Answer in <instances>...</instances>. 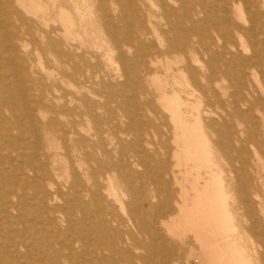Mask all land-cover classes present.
<instances>
[{
	"label": "bare ground",
	"instance_id": "bare-ground-1",
	"mask_svg": "<svg viewBox=\"0 0 264 264\" xmlns=\"http://www.w3.org/2000/svg\"><path fill=\"white\" fill-rule=\"evenodd\" d=\"M48 1L51 8L42 0H0V161L7 162L18 179L10 188L25 189L41 174H48V159L42 157L59 148L57 142L62 140L70 145L76 162L82 156L91 161L82 172L86 181L74 178L71 189L73 197L85 206L93 204L95 209L88 213L98 216L100 225L103 217L115 224L114 208L125 209L132 183L143 176L149 183H140L136 193H147L152 201L156 194L162 195L164 202L156 203L155 208L176 211L169 220L160 216L137 223L128 216L132 232L116 227L105 247L95 242L103 264H108L107 259L123 262L133 253L138 257V235L152 226L165 229L180 242L190 233L198 245L199 264H264V125L260 132L250 111L242 115V100L236 97L245 90L247 73L252 76L264 70V0H245L247 16L238 9L237 0H216L220 4L213 11L217 16L210 14L205 19L204 11L211 10L203 5L204 0ZM50 10L55 12L53 28L47 24ZM29 13L31 17H27ZM154 18L160 23H153ZM146 21L157 42L151 53V48L136 47L130 41L131 26ZM40 24L46 28L40 29ZM90 25L106 36L109 62L117 50L122 83H106L100 76L97 67L102 63L94 53H88L85 44L96 32L93 27L88 30ZM208 26L214 34L211 37ZM240 43L250 49L248 55L237 51ZM36 49L49 54L47 65L34 61L31 53ZM185 50L190 60H196L199 53L208 63H219L220 74L234 73L237 93L227 97L231 108L215 120H211L213 111L201 106L195 70L181 66ZM158 64L160 72L154 69ZM215 70L206 63L202 77L211 79ZM95 86L108 94L106 102L99 101ZM153 92L162 112L161 124L166 130L169 125V138L155 144L151 138L154 123L143 119L134 105L138 96L145 99ZM116 99L122 103L130 100L134 107L117 118L110 108ZM123 116L131 121L120 131L122 139L113 133ZM84 119L93 127L83 129V135L77 126ZM128 138L130 153L123 144ZM141 165L145 170L138 173ZM115 173L121 176L119 182ZM5 212L3 208L1 218ZM19 217L18 210L13 218ZM21 244V240L0 241L2 257L4 250ZM82 244L85 246L84 241Z\"/></svg>",
	"mask_w": 264,
	"mask_h": 264
},
{
	"label": "rangeland",
	"instance_id": "rangeland-1",
	"mask_svg": "<svg viewBox=\"0 0 264 264\" xmlns=\"http://www.w3.org/2000/svg\"><path fill=\"white\" fill-rule=\"evenodd\" d=\"M42 3H48V6L50 8L52 7L50 6V1L47 2V0H42ZM203 5L205 7L208 6L211 10V12L204 11L202 17L205 19L207 17L209 18L210 14H215L220 4L216 0H204ZM237 7L244 16H247L245 0H237ZM83 13H86V10H84ZM215 15L217 16V13ZM29 16L31 17L32 14L29 13L27 17ZM84 16L88 17V14H84ZM48 18L50 19L47 21V24L53 28V20L56 19L54 10H50ZM233 19L237 20L235 15H233ZM152 22L160 23L159 18H154ZM238 22L240 26L245 27V23L241 20H238ZM148 25L147 21L143 22L142 25L133 24L131 26L133 39L130 41H132L133 45L136 47L142 44L143 46L151 48L149 52L151 53L155 51L157 42L156 37L151 32L150 26ZM92 27L96 30L95 25L88 26V30L92 29ZM39 28L44 29L46 27L40 24ZM33 29L32 27V32ZM206 29L208 30L207 35L209 37L214 35L210 26ZM16 30V33L23 35L20 33L21 30ZM34 38L40 42L38 34H34ZM54 38L53 36V39ZM80 38L82 39V37ZM105 40L106 36L102 32H97L96 30L92 38L85 43L87 51L88 53H94L96 55V61H99L100 64L102 63L97 68L99 69L100 76L106 79V83H122L124 77H119L122 74V64L117 60V50L111 53L112 59L109 62L106 54V46L104 45ZM215 43H217V40ZM216 50L217 48L215 47V51ZM237 51L242 52V54L244 53L243 56H246L249 54L250 49L248 50L246 46H242L240 43ZM31 55L34 61H40L44 65L46 64V60L50 57L46 51H42L41 49L34 50V53H31ZM194 59L198 61L190 60V55L185 50L182 54L183 61L181 60V66L182 68H186L188 65L195 70L197 82L194 84L200 90L199 99L202 100L201 106L204 109L210 108L213 111V113H211V120H215L217 115L231 108V105L227 101V97L237 90L235 89L234 73L233 71H229L226 75L220 74L218 71L220 64L217 63L213 65L212 63H208L209 61L206 57H203L199 53ZM206 63L209 64L210 67H215L216 69L211 79L202 77L204 65ZM221 66L222 69H224V66ZM53 68L54 67L50 70ZM57 69L58 68L55 67V70ZM154 69L159 72L162 70L159 64ZM244 82L245 90L240 93L236 92L237 99L242 100L239 110L242 115L250 111L257 120V128H259L261 132L264 125V70H259L253 73L252 76L247 73ZM95 90L99 93V101L106 102L109 98L108 94L103 92L99 86H95ZM224 91L226 92V96L223 95ZM133 104L134 103L130 100L122 103L120 99H116L114 102L110 103V108L114 110V115L117 118H121L125 109H131L134 105L135 107H139L137 110L141 113L140 116L143 119L152 120L155 125L154 132H151L152 142L154 144L156 142H164L169 138V132H167L169 130V125H167L168 130H166L164 125L161 124V121H163L161 119L162 112L155 101L154 92L148 94L145 99L138 96L136 103ZM145 104L149 108L150 113L146 110ZM249 107H251L250 110H248ZM130 121L129 118L123 116L122 123L114 129L113 135L123 139L122 135L119 133L124 130L126 126L128 127ZM134 121L136 122V119H134ZM218 123L220 122L218 121ZM80 124L81 125L77 126V129L80 134L83 135L85 134L83 129L93 127V124L85 119L82 120ZM220 127L221 126H219V130L221 129ZM219 132L221 140L225 141V136L221 134V130ZM259 136L262 137L261 134H259ZM130 139L131 138H128L123 142L125 146H128V153L131 152L128 142ZM57 144L59 148L48 150L46 154L47 158L42 157L43 160L48 159L47 169L49 173L41 174L33 184L30 183L26 185L25 189L18 188L17 190H12L10 188V185H13V182L18 179L8 163L3 160L0 161V216L3 208L7 211L3 218L0 217V232L3 233V237L0 241L3 242V240L7 241L11 239L14 243H17L19 240H21L22 243L17 247L12 245L9 251L4 250L3 253H6L4 257H2L0 253V264H38L36 260L41 261L42 264H53V261L58 264H103L102 261L99 260L100 255H97L100 254V252L99 249H97L96 243L101 242V245L105 247L109 242V237L114 234V231H117L115 230L116 227L123 232H132L128 224V216H133L135 222L138 223L141 219L148 221L152 219V217L157 219L160 216L169 220L175 215L176 211L174 208H172V210L168 207L163 208L161 206L155 208L156 203L161 204L164 202L165 199L162 195L156 194V200L152 201L148 198L147 193L143 195H139L138 192L136 193L140 183L144 185L149 183L147 176H143L144 178L141 177L140 181L132 183L133 191L131 192V196L128 195L127 199H125V209L122 211L114 208L113 212L116 218L115 224H113V222L109 223L107 217H103L104 223L100 225L98 216H90V213H88L89 210L93 211L95 209L93 204L89 203V206H85L83 201L73 197L71 189V183L74 178H80L83 182L86 181H84L85 177L82 172H86L89 165H91L89 157L82 156L80 161L76 162V156L72 154L70 145H67L62 140H58ZM167 144H169L168 141ZM248 150L249 152L252 151L249 147ZM53 161L55 162L54 164H52ZM51 167L55 170H52ZM224 168L226 172L228 167L225 165ZM131 169H134V167H131ZM139 169L140 170H137V172L143 173L145 167L141 165ZM114 176L115 181L119 182L121 180L120 175L115 173ZM21 181H25V179H21ZM134 199L135 202L131 207L130 202L134 201ZM135 205H138V208ZM14 206L16 209L13 208ZM160 209L162 210L160 211ZM18 210L20 211V217L13 218L18 213ZM110 224L112 225L110 226ZM245 225L249 226V222H245ZM82 241H84L85 246H83ZM136 244L141 248L139 255H136L146 258L134 257L135 253H133L131 259L123 260V262H117L115 259H107V263L199 264L198 259H196L199 251L198 245L193 242L190 233L180 242L177 237H170L165 229L152 226L150 229L140 231ZM191 251L192 254L190 253ZM104 254L106 257L110 256V254L105 251Z\"/></svg>",
	"mask_w": 264,
	"mask_h": 264
}]
</instances>
